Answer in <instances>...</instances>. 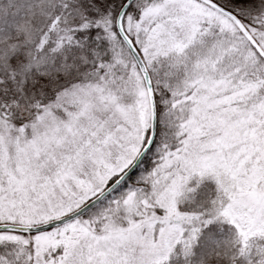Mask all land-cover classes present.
Masks as SVG:
<instances>
[{
  "label": "snow or ice",
  "instance_id": "obj_1",
  "mask_svg": "<svg viewBox=\"0 0 264 264\" xmlns=\"http://www.w3.org/2000/svg\"><path fill=\"white\" fill-rule=\"evenodd\" d=\"M0 264H264V0H0Z\"/></svg>",
  "mask_w": 264,
  "mask_h": 264
}]
</instances>
